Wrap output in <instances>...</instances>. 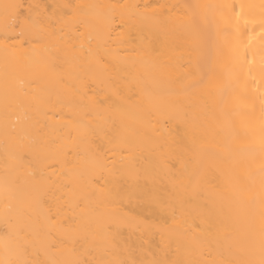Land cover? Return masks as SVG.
Here are the masks:
<instances>
[{"label":"bare ground","instance_id":"obj_1","mask_svg":"<svg viewBox=\"0 0 264 264\" xmlns=\"http://www.w3.org/2000/svg\"><path fill=\"white\" fill-rule=\"evenodd\" d=\"M0 264H264V0H0Z\"/></svg>","mask_w":264,"mask_h":264},{"label":"snow or ice","instance_id":"obj_2","mask_svg":"<svg viewBox=\"0 0 264 264\" xmlns=\"http://www.w3.org/2000/svg\"><path fill=\"white\" fill-rule=\"evenodd\" d=\"M18 6L17 5H4V8H5V16L6 18L11 14L9 12V10H14L15 8H17Z\"/></svg>","mask_w":264,"mask_h":264}]
</instances>
